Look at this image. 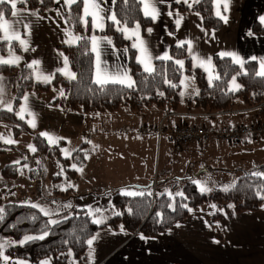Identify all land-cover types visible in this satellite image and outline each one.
I'll list each match as a JSON object with an SVG mask.
<instances>
[{
    "label": "trees",
    "instance_id": "obj_1",
    "mask_svg": "<svg viewBox=\"0 0 264 264\" xmlns=\"http://www.w3.org/2000/svg\"><path fill=\"white\" fill-rule=\"evenodd\" d=\"M54 5V0H42V2L26 0L24 4L18 2L17 8L42 12ZM170 7L178 12L198 13L205 28L218 30L222 26V21L213 14L212 0H199V3L191 7L171 3ZM9 9L10 5L4 6L5 17L10 14ZM113 12L120 20V25L117 26L108 20L101 32L92 28L88 17L86 18L87 26L82 22L81 5H73L71 10L61 12L68 30L83 38L73 46L61 48L68 58L71 71L76 76L75 80H65L59 74H54L49 82L37 83L33 78L31 67L24 66L19 69V79L13 89L12 111L0 110V122L9 124L15 137L22 133L28 134L35 151L29 152L11 144L0 143V152L2 149H11L22 155L19 163L6 165L0 169V178L13 181L25 174L31 181L40 180L42 167L37 165L35 160L45 157L52 160L56 167V171L50 177L51 195L57 194L55 199L71 197L72 193L73 197L76 196L73 186L68 183L77 178L76 168L83 164L88 151L84 149V146L78 147L70 156L65 157L61 154V148L66 144L64 139H57L56 144H49L45 136L21 120L17 116V111L25 91H31L39 96L41 92L49 88L61 87L63 95L54 98L48 104L59 108L64 113L113 110L120 105L138 112L144 107L155 105L170 113L182 111L185 114H202L208 119L205 124L203 123L208 129L212 128L211 122L208 124L209 120L215 118L219 112L230 108L236 99H240L247 105L260 104L264 101V77L256 74L257 66L253 61H247L241 69L230 59L213 55V72L214 75L219 76V79H214L210 85L203 71L192 65L187 56L186 47L173 45L169 48L168 55L172 57V60H155L153 62L155 71L151 74L142 71L135 61L132 39L117 28L130 29L139 24L138 35H143L150 25V20L143 15L140 0H127V3L124 0H115ZM252 31L264 33V23L254 22ZM93 34H105L115 47L127 49L128 70L132 80L135 81L134 88L129 89L124 85L110 83L101 90L100 86L94 83L93 53L90 48V38ZM9 49L18 51L13 41L0 43V52ZM176 60L184 62L182 69L174 63ZM15 69L14 66L0 65V74H8ZM183 75L193 78L196 86L194 94L181 96L180 81ZM232 77H235L236 83L240 85L238 90L230 88ZM263 105L259 112L264 113ZM222 125L220 123V126ZM30 163L32 164L28 166ZM187 171L175 176H166L165 172L158 176L152 187L143 191V196H128L120 191L123 187L106 191L105 193L111 194V203L116 213L102 224L93 223V216L82 208H66L59 214L57 223L52 224L48 222V216L31 207L30 204L3 202L0 206L3 210L0 212V216L3 217L0 219V242L8 240L13 242L6 245L3 253L27 260L49 258L53 264H68V259H78L83 255L87 248L86 241L102 227L120 226L131 233L155 236L182 221L190 212L189 209L194 210L205 204H210L213 208L210 219L212 225L220 211L228 206L237 212L264 208V199H261L264 196V175H260L264 174V162L248 168L236 167L222 171L231 179L217 180L212 184L210 192H201L200 188L201 186L209 187L202 178L204 175L206 177L212 175L214 170L208 171L203 166L193 173ZM197 181L199 184L196 183ZM173 183L177 185V189L170 193L167 186ZM161 185L163 187L167 185L166 189H160ZM153 187L156 191L150 190ZM225 188L228 190L225 191ZM177 193L183 195H177ZM62 194L64 195L61 197ZM45 232L47 235L44 239L19 243L25 236H40Z\"/></svg>",
    "mask_w": 264,
    "mask_h": 264
},
{
    "label": "crops",
    "instance_id": "obj_2",
    "mask_svg": "<svg viewBox=\"0 0 264 264\" xmlns=\"http://www.w3.org/2000/svg\"><path fill=\"white\" fill-rule=\"evenodd\" d=\"M54 3V7L42 12L17 8L19 12L17 17H12L10 14L5 17L12 24L15 32L19 34L20 39L11 40L15 42L18 51L12 49L5 50L4 52H0V58L8 60L19 57V60L15 64H0L16 68L11 73L0 74V77H2V80H0V88H2L0 99L3 100V103H0V110H7V105H11L12 108L14 100L13 89L18 82L19 69L21 67H30L29 65H31L33 78L37 83L44 84L49 82L54 74H59L63 79L70 80L58 71L64 68L63 61L64 57H66L61 48L73 46L77 41L73 44L66 42L69 40L66 33L70 31L61 16V12L66 11L68 8L64 5L63 0L60 3L54 0ZM151 3L159 11V15L155 21L147 17L150 20V25L145 29L143 35H138V37L144 41V46L152 58V65L155 60H160L156 59L157 57L164 56L165 54L169 55V48L171 46L179 45L184 41H190L192 44L191 55L187 50V45H184L187 56L194 67L203 71L207 82H209L208 72L204 68L195 65L192 55L197 56L201 60L211 58L212 61L213 55L220 56L219 53L221 52H232L246 62H255L257 73L260 71L259 61L264 60V33H254L252 25L254 22L261 23L260 18L264 17V0H228L227 12H224L223 5L221 4V13L226 15L228 20L227 23L221 20L222 26L218 30L205 28L202 24L201 16L196 12H178L172 10L170 7L171 3L184 6L193 5L196 3L194 0H188V3H185L184 0H179V2L177 0H151ZM100 6L104 9L102 15L105 17V28V24L109 20L107 17L113 12V0H100ZM81 9L83 14L82 4ZM212 9L214 16L217 17L215 14V0H212ZM141 10L144 15L143 3H141ZM30 13H36V15H31ZM181 17V23L177 27L175 21ZM88 18L91 22V17ZM24 24H29L30 27L26 29ZM135 28L132 27L128 29V32H125V35L132 39V46L133 43L137 42V36L132 35V31ZM149 28L152 29L151 32H148ZM96 30L100 31L99 29ZM71 34L72 36H76L73 33ZM92 36L109 38L105 34H93ZM20 40L26 42L27 50H25V45L20 43ZM2 42L6 43L10 41L4 40L3 33L0 32V43ZM139 55L138 49L135 48L136 62ZM253 57H256V60H253ZM226 58L231 60V57ZM101 59L104 62L103 66L110 74H119L126 71L130 75L128 70V51L126 48L115 47L113 43L111 45L102 43ZM33 62H38V64ZM95 63L96 57L95 53H93V80L95 79ZM138 65L144 71L142 65L139 63ZM68 68L71 71L69 64ZM44 76L49 77V81H44L42 79ZM182 92L185 94L184 91ZM61 93H63L61 87L49 88L47 91L41 92L39 96L31 91H25L19 103L17 116L39 133H47L56 139H64L66 141V144L63 146L64 148L67 146V142L72 146H76L80 142V132L85 123V117L77 113H64L59 108L48 104L54 98L61 97ZM194 93L195 91L187 93V95ZM25 97L27 100H25ZM150 108V106L146 107V109L144 108L145 111H143L145 113L143 114L142 111L138 119L142 121L144 117L141 118V116H145L147 112L151 113L152 110H156ZM21 109L26 110L21 111ZM161 110V115L164 113V116L160 117L158 115V118L156 117V120L158 119L157 123L168 122L172 126L182 121L195 123L203 119L202 114H185L182 111L170 113L166 112L163 108ZM146 115L150 116L149 114ZM144 120H146L145 125L148 127L156 123L154 122L155 120L151 121L149 118ZM220 120V116L216 115L215 118L209 120L208 124L211 122L213 125H220ZM32 122L35 123V127L32 126ZM148 127H146V131L148 132L145 134L138 133L135 137L143 142L150 143L151 140L155 142L156 152L158 150L157 168L162 166L160 169L163 171L170 155L174 156L175 154H169L168 150L170 146L165 136L155 135ZM0 138H2L0 139V143L2 144H11L32 152L33 147L30 143V136L22 133L15 137L11 126L7 123L0 122ZM6 140H12L14 143H6ZM205 145L191 142L185 147L186 154L197 160L200 165L208 166L209 169L206 167L208 171L214 170L213 174L225 175L222 172L224 170H232L236 167L248 168L254 165V163H248L252 160L250 156H253L256 151L248 149L249 145L245 142V139H242L234 146H232L233 144L225 143L216 144L217 146L213 144ZM219 146L220 149L218 148ZM94 151L86 154L83 164L78 167H84L89 162V158L99 152L98 150ZM103 155L107 156V152ZM114 156L116 155H113L111 158H114ZM117 156L124 157L125 155L120 150H117ZM201 157L202 159H200ZM21 160L22 155L19 152L11 149H2V152H0V169L6 165L19 163ZM95 161L96 164L109 166L107 162ZM241 161H244L245 164L239 166ZM136 164L142 170L133 175L131 180L126 182L117 181V184L107 180L109 182H105L103 189H108L106 190L108 192L110 189L120 187L119 185H124L125 183L146 184L151 181L153 172H155V164L153 165V162L150 160L149 165L144 167L145 160L143 159H137ZM160 164L162 165L160 166ZM21 177L14 181V183L16 182L15 184L9 180L0 178V206L3 202L8 201L30 205L33 203L26 202L23 198H27L17 195L18 188H25L26 186H21V182L19 181H22V178H24ZM35 181H31L32 184H36L37 182ZM10 184L15 185V187L12 186L10 190L6 189ZM14 188L17 192H14ZM34 188H36V185ZM45 188H47V185ZM144 190L134 187H124L120 191L126 193L128 191L143 192ZM105 192L99 195L96 194L99 192H85V194L104 196ZM79 196L82 197L83 194L80 193ZM212 213V206L205 204L191 210L182 221L175 223L155 236L131 233L120 226L116 228L102 227L92 235L96 239L92 245L91 256L87 245L85 252L80 258L68 259L67 262L68 264H264V208L255 211L237 212L228 206L220 211L217 219L213 221L214 225L210 221ZM142 236L144 239L141 238ZM3 254L9 258L6 264H42L44 261H47L48 264H53L49 258L27 260L6 253ZM0 264H5L3 259H0Z\"/></svg>",
    "mask_w": 264,
    "mask_h": 264
},
{
    "label": "rangeland",
    "instance_id": "obj_3",
    "mask_svg": "<svg viewBox=\"0 0 264 264\" xmlns=\"http://www.w3.org/2000/svg\"><path fill=\"white\" fill-rule=\"evenodd\" d=\"M181 81H184V83H181ZM181 81H180L181 89L182 91H184L185 94L192 93L196 90V86L191 76L183 75L181 77ZM230 88H233L232 81L230 84ZM262 104H264V101L260 104L253 103L252 105H247L240 99L239 100L236 99L233 102V104L230 106V108L226 109V111L237 110L236 112H232L227 115H218V117L220 116L221 124H223L222 126L211 124L212 128L208 129V127L204 126V124L208 119L203 117L202 119L203 121L199 120L195 123L189 121H182L172 126L168 122H163L162 133L164 131L168 133L174 127L177 128L180 126L201 127L205 131L207 130L210 132L209 137L192 141L194 143H198L201 145H205L206 143L210 145L211 144L218 145L220 143H225V144H233L232 146H234L235 144L239 143L242 139H245V142L249 145L248 149L256 151L253 156H250L252 160H250L248 164L250 163L259 164L264 162V113L259 112ZM149 106L151 107L150 109H156V110H152L151 113L150 112L146 113L149 114L150 116H147L146 114L145 116L144 115L141 116V118L144 117L142 120L143 122L141 121V119L140 120L138 119V116L141 114L143 110L145 111L146 107H144L145 109L143 108L141 111L138 112L130 110L127 106L124 105H120L119 107L113 110H103V111L91 110L87 112H81V111L68 112V113H77L85 117V123L81 128L80 138H79L80 142L76 146L69 145L67 142V146L61 148V154L65 157L70 156L75 149H77L78 147L83 148V146L84 149L88 151V153L93 152L94 150L99 151L98 153H95V155H92V157L89 158L90 159L89 162L84 167L76 168L77 178L72 183H68L73 186L75 192L74 195L76 196L73 197V193H72L71 197L65 196L64 198L61 199H57L56 197L55 199V196L57 194L54 193L51 195L50 177L56 171V167L52 160L47 159L45 157H39L35 160L37 165L42 167V172H41L42 174L40 177V181L36 180L35 182L37 183L32 184L31 180H29L27 176L23 174L22 177L24 178L21 177L22 181L21 180L18 181L21 182V186L23 185L26 186L25 188H18L19 190L18 192L14 188L13 189L14 192H17L18 193L17 195H21V197L27 198V199L23 198L24 201L33 202L45 209L50 210V212H52L53 214L48 216L49 220L57 221L59 219V214L62 211H64L66 208H70V207H64V205H71V207L85 209L87 213L93 216V220L103 218V221L106 222L114 215V213H116V210L111 203V194L106 193L104 196H94L92 194L86 195L85 192H99L96 193L97 195H99L100 193H104L106 190H108V189H103L104 184L107 180L115 183L117 181L126 182L128 180H131L132 179L131 177L133 175L139 173V170H142V168H140L136 164L137 159L145 160L144 167L149 165L150 160L151 162H153V165L155 164V172H153L152 175L153 176L152 180H154V182L156 181L158 176L163 175L165 172H166V176L169 175L175 176L176 174L184 173V171L186 170H188L189 173L190 172L193 173L200 167H203V164L200 165L199 162H197V160H194L189 156V154H186L185 147L182 149L181 152H174L172 151L171 145L168 143L170 146L168 150L169 154L173 153L175 155L174 156L170 155L169 160L167 161V163H165L163 171L160 169L162 167L161 166L162 164H160L161 167L157 168L158 150L156 152L155 142L153 140H151L150 143L143 142L135 137L136 135H138V133L145 134L146 132H148L146 131V127L148 126L145 125L146 120L144 119L149 118V120L151 121L155 120L154 122H156L158 120V119L156 120V117L158 118V115H160V117L164 116L163 115L164 113H162L161 115L162 107H157L155 105H149ZM262 108L264 109V105ZM144 111L143 114L145 113ZM160 123L156 122L154 123V125L148 128H150V131H152V133L156 135L155 130L157 129ZM229 128L231 129L236 128L237 130L246 128L248 131L240 137L241 139L239 138L238 140L234 139L233 141H227L225 139V136H221L220 133L222 132L224 134L226 132L225 130H229ZM251 131L254 134V136H252ZM207 144L205 146H207ZM218 148L220 149V146ZM117 150H120L122 153H124L125 156L118 157ZM106 152H107V156L103 155ZM113 155L116 156H114V158H111ZM200 159H202V157ZM95 160L107 162L109 166H105V165L102 166L101 164H96ZM31 164L32 163L28 164V166H30ZM243 164H245V162L241 161L239 166H242ZM206 167L209 169L208 166ZM77 169H82V171H78ZM160 170L161 172H159ZM221 178L231 179L229 175L226 174L225 175L212 174L207 177L204 175L202 179L203 181H206L205 183L209 184L208 189L212 190V184L216 183L217 180H220ZM14 181L15 180L10 182L15 184L16 182L14 183ZM126 184H130V182L125 183L124 185ZM10 185H8L6 189L10 190L12 186L15 187V185H11V186ZM35 185L36 188H34ZM46 185L47 188H45ZM124 185H119V186H124ZM165 187L161 185L159 188L166 189ZM62 189H64V187H62ZM155 189L156 188L153 187L150 190L156 191ZM176 189H177V185L174 183L168 184L167 186V190L170 193L174 192ZM37 190L38 192H36ZM80 193L83 194L82 197L79 196ZM63 195L64 194H62L61 197ZM47 197H50V199H47ZM96 209H100V212H95ZM7 242L8 244L13 243L11 240H8Z\"/></svg>",
    "mask_w": 264,
    "mask_h": 264
},
{
    "label": "snow or ice",
    "instance_id": "obj_4",
    "mask_svg": "<svg viewBox=\"0 0 264 264\" xmlns=\"http://www.w3.org/2000/svg\"><path fill=\"white\" fill-rule=\"evenodd\" d=\"M18 2L24 4V3H26V0H0V32L3 33V39L4 40L11 41L13 39H16V40L20 39L19 34L17 32H15V30L12 28V24H10L9 21L5 19L4 10H3L4 6L10 5V9H9L10 15L12 17H17L19 15V12L17 10V3ZM41 2H42V0H41ZM56 2L60 3L61 0H56ZM124 2L127 3V0H124ZM177 2H179V0H177ZM184 2L188 3V0H184ZM194 2L199 3V0H194ZM215 2H216V13H215L216 16L220 20L227 23L228 17L221 13V4L223 5L224 12H227L228 0H215ZM63 3H64V5L67 6V8L69 10L72 9L73 5L80 6L82 4L83 5V17L81 19H82V22L85 24V26H87V24H88V20L86 18L91 17L92 28L93 29H99L100 31L104 30L105 17L102 15V13L104 12V9L100 6V0H63ZM113 3H115V0H113ZM141 3H143V5H144V16L150 17L151 20L155 21L157 16L159 15V11L156 9L155 5L153 3H151V0H141ZM189 7H191V4H189ZM30 14L36 15V13H30ZM107 19L111 20L117 26H119L121 23L120 20L117 19L115 12H111V14L107 17ZM260 19H261V23H264V17H261ZM181 20H182V17L176 19L175 22H176L177 27H179ZM17 22H19V21H17ZM24 27L26 29H28L30 27V25L24 24ZM117 30L122 31V32H128L129 31L127 29V27H118ZM138 31H139V24H137L135 30L132 31V35L137 36V42L133 43V47L137 48L139 53H140V55L137 57V62L142 65L143 70L145 72L151 74L152 72L155 71V69L152 65V58L150 57V55L147 52L146 47L144 46V41L142 39H139ZM151 31H152V29L149 28L148 32H151ZM66 35L69 37V40L66 41L69 44H73L76 41L83 39L80 36H72V34L70 32L66 33ZM90 40H91V50L93 53H95V57H96L94 83L97 84L98 86H100L101 90H103L105 85H108L110 83L111 84L124 85L125 87H127L129 89L134 88L135 87V81L132 80L131 76L128 75V73L126 71L119 73V74H110L106 70V68L103 66L104 62L101 59V44L106 43L108 45H111L112 41L107 37H96V36H92L90 38ZM20 43L22 45H25V50H27L26 42L23 40H20ZM185 44L187 45V50L189 51V54L191 55L192 54V44L190 41L181 42L178 46L184 47ZM219 55L222 58L223 57H231L232 62L234 64L239 65L241 69H243V66L246 63V61L242 60L241 57H239L237 54L232 53V52H221V53H219ZM156 59L170 61V60H172V57L165 54L164 56L157 57ZM192 59L195 62L196 66L202 67V68H204V70L206 72H208L210 85L212 84V81L214 79H219V76H216L213 74V66H212L211 58H209L207 60H201L197 56L192 55ZM252 59L256 60V57H253ZM18 60H19V57H15V58L8 59V60L0 58V64H15ZM63 62H64V68L59 69L58 71H60L62 74H64L68 79L75 80L76 79L75 74L73 72H71L68 68V58L64 57ZM33 63L38 64V62H33ZM174 63L176 65H178L180 69L183 68L184 62L182 60H176V61H174ZM259 65H260V71L256 74L261 76V77H264V60H260ZM29 66L31 67V65H29ZM244 74H246V73H244ZM42 79L44 81H49V77H47V76L42 77ZM0 80H2V77H0ZM181 83H184V81H181ZM232 84H233V90L239 89L240 85L236 83L235 77H232ZM171 86L175 87V85H171ZM0 91H2V88H0ZM61 95H63V93H61ZM181 96H183V92H181ZM25 100H27L26 97H25ZM0 103H3L2 99H0ZM7 110L12 111L11 105H7ZM25 110L26 109H21V111H25ZM32 126L35 127L34 122H32ZM41 135L45 136L47 138L49 144H56L57 143V139L52 137V136H49L47 133H41ZM0 139H2V138H0ZM5 142L6 143H14V141H12V140H6ZM32 151H35V149L32 148ZM77 170L82 171V169H77ZM260 175H264V174H260ZM196 183L199 184L198 181ZM69 187H71V185H69ZM200 190H201V192H205V191H210L211 189H208L207 187L201 186ZM224 190L227 191L228 189L225 188ZM125 194L128 196H137V195L143 196L144 195L143 192H133V191H128ZM169 195H171V194H169ZM177 195H183V194L177 193ZM261 199H264V196H262ZM30 206L38 209V211L43 213L45 216H49V215L53 214L52 212H50V210L45 209L38 204L33 203ZM64 207H71V205H64ZM2 211L3 210L0 209V212H2ZM189 211H191V209H189ZM95 212H100V209H96ZM117 214H119V213H117ZM93 215H94V213H93ZM0 219H3V217L0 216ZM48 222L52 223V224L57 223V221H55V220H49ZM102 222H103V218L93 220V223H96V224H100ZM46 235H47V232H45L43 235H40V236H25L24 239L22 241H20L19 243L23 244V243H26L28 241L34 240V239H44V237ZM141 238L144 239L143 236ZM95 239H96V237L93 236L92 238H90L86 241V243L90 249V256H91L92 245H93ZM7 244H8L7 241L0 242V259H3L5 264L9 259L7 256H4V254H3V249L6 247ZM69 254H71V253H69ZM42 264H48V262L44 261V262H42Z\"/></svg>",
    "mask_w": 264,
    "mask_h": 264
},
{
    "label": "built area",
    "instance_id": "obj_5",
    "mask_svg": "<svg viewBox=\"0 0 264 264\" xmlns=\"http://www.w3.org/2000/svg\"><path fill=\"white\" fill-rule=\"evenodd\" d=\"M234 111H225V112H219L218 115H227ZM243 111V110H242ZM162 126L163 123L161 122L157 129L155 130L157 136L164 135L167 142L171 145L172 151L174 152H180L184 147L189 145L193 140H198L202 138L209 137V131H205L201 127H189V126H180V127H174L171 131L166 133L165 131L162 133ZM226 132L223 134L220 133L221 136H225V139L227 141H233L238 140L244 133H246L248 130L246 128L237 130L236 128L229 130H225ZM252 133V131H251ZM252 136L254 134L252 133Z\"/></svg>",
    "mask_w": 264,
    "mask_h": 264
},
{
    "label": "water",
    "instance_id": "obj_6",
    "mask_svg": "<svg viewBox=\"0 0 264 264\" xmlns=\"http://www.w3.org/2000/svg\"><path fill=\"white\" fill-rule=\"evenodd\" d=\"M154 181L151 180L149 181L148 183L146 184H136V183H130V184H127V185H124V186H120L118 188H124V187H134V188H137V189H148L150 188L152 185H153Z\"/></svg>",
    "mask_w": 264,
    "mask_h": 264
}]
</instances>
